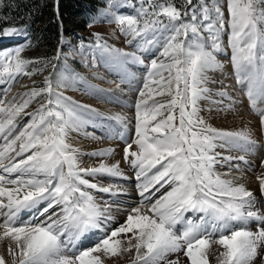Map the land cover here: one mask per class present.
<instances>
[{
	"label": "snow or ice",
	"instance_id": "obj_1",
	"mask_svg": "<svg viewBox=\"0 0 264 264\" xmlns=\"http://www.w3.org/2000/svg\"><path fill=\"white\" fill-rule=\"evenodd\" d=\"M184 4L191 7H177L173 0H107L108 22L129 38L128 43L141 53L156 50L148 64L136 51L111 48L96 35L94 47L102 55L141 65L146 72L134 104L135 139L123 150L124 162L135 170L141 199L118 226L111 227L109 209L98 206L85 189L117 192L84 177H122L119 162L81 168L79 150L67 143L68 133L79 130L81 123L74 102L60 91L73 77L48 76L41 87L7 103L0 99V242L9 241L10 257L0 255V264H105V259L129 253H134L133 264H210L214 245L223 249L215 253L216 264H264V206L257 207L254 193L243 184L215 172L217 163L233 160L216 149L247 153L254 143L251 135L247 130L212 128L199 116L198 102L209 91L206 73L222 67L215 53L222 49L224 13L215 0L211 6L207 0H199L198 6L193 0ZM121 7L133 12L121 13ZM227 12L236 82L244 87L264 128V109L257 107L264 103V0H227ZM21 34L16 27L0 28V39ZM23 51L17 47L0 52L5 98L18 77L43 70L29 71V65L51 63L23 59ZM60 57L58 49L52 60ZM157 96L170 99L156 102ZM33 101L40 107L26 113ZM21 114L29 117L23 126L16 123ZM112 119L123 123L124 118ZM112 151L92 155L104 157ZM238 159L247 164L244 155ZM257 180L264 196V176ZM166 186L168 190L152 202ZM24 211L32 215L21 221ZM253 221L255 231L248 227ZM93 232L92 245L77 249Z\"/></svg>",
	"mask_w": 264,
	"mask_h": 264
},
{
	"label": "rangeland",
	"instance_id": "obj_2",
	"mask_svg": "<svg viewBox=\"0 0 264 264\" xmlns=\"http://www.w3.org/2000/svg\"><path fill=\"white\" fill-rule=\"evenodd\" d=\"M132 2L135 4L138 3V0H132ZM207 2L209 3V6H211L213 0H207ZM215 2L218 3L220 7H224L222 11L226 23L225 28L220 32L221 41L223 35H226L227 37V29L229 30L227 25V18L229 17H227L226 14L227 0H215ZM198 4L199 0H193V5L198 6ZM185 7L190 8L191 6L185 5ZM118 11L128 14L121 8H119ZM132 12L133 10H131L129 14ZM109 15L110 10L107 7L106 1L104 2V6L98 12L89 17L87 30L79 33L76 32L70 33L69 35H63L61 40L63 43L60 44L59 48L61 50V57L57 60L58 62H55V69L51 67L46 72L40 71L30 77L23 75L18 77V82L13 83L10 90L7 91L6 98L4 91L6 85L0 84V99H4L5 103H7L8 101H11L13 97L18 98L21 94L30 91L33 87H41L43 86L44 78L48 76L73 77L69 82V86L61 88L60 91L65 98L74 102L72 106L80 115L81 123L79 130L70 131L68 133L67 143L73 148L79 150L78 160L81 168L87 169L98 167L101 162L110 165L112 160H118L120 170L123 173L122 177H110L106 175L84 177L101 187L111 186L113 191L117 192V195L113 197L108 193L99 192L93 189H85L93 195L98 206L104 208V206L110 205L112 211L117 212L121 207L113 205L114 203L112 201H118L121 199V202L125 203L126 200L131 204V207H135L139 205L141 199L136 188L137 180L135 178V170H133L129 164L124 162L123 150L126 143L135 139L134 104L138 98V90L143 86L146 72L144 67H136L141 65H128V63L119 62L107 55H102L94 47L96 44V35L98 34L102 38L101 42H106L111 48L119 49L123 52L136 51L137 55H140L145 59V64H148L157 53L155 49L146 53L138 52L132 44L128 43L129 38L123 36L114 23L108 22ZM19 29L22 32L21 35L0 39V52L4 50L11 51L17 47H22L24 48V51L21 53L22 58L33 60V53L40 43L39 41L35 42V40L28 35L27 29ZM204 35L206 37L208 34L204 33ZM208 43L210 44L211 42L209 41ZM228 51L227 42V47L223 48V51L221 49L220 52L215 53L216 60L222 65V67L210 70L206 73L207 82L205 86L209 91L204 94L205 98L198 102L199 116L205 121L206 125L225 131L244 130L245 128L250 127L251 122L249 119L252 118L254 120L255 126L248 129V132H251V139L254 142L250 146V150L247 153H244L235 149L228 150L217 148L216 151L219 152L221 156H231L233 157V160L230 163H217L215 165V172L221 174L224 179H229L233 175H242L240 176L241 178L248 177L254 181H258L257 177L261 176L264 172V167H261V162L264 160V128L261 127L259 116L251 109L248 98L244 97L243 94L242 97L239 96L240 94H237L238 90L234 84L236 82V76L231 64V53L229 52L230 62L225 58L223 59L220 55L222 53L224 57H227L226 55H228ZM83 55L86 57L90 56L91 60L93 59L92 63H83L79 59V57ZM225 61H227V63H224ZM33 67L34 65H29L28 70L31 71ZM134 72L136 74H134ZM130 74H134V76ZM137 74L139 79L136 76ZM220 92H224L226 95H218ZM169 99L170 97L168 96H157L156 102L167 101ZM37 101H42V98L38 97ZM37 101H33L25 112H33L39 108L40 103ZM150 103H152V101H150ZM257 107L259 109H264V103L257 104ZM226 112H230L231 118H224V114L227 115ZM114 116L123 117V123L113 120L112 117ZM163 118L164 117H158V119ZM28 119L29 117L26 114H21L16 123L23 126ZM243 119H245V121ZM210 123L216 125L212 126ZM223 125L225 128H223ZM100 133L104 134L105 137L101 139L100 136H98ZM253 133H255L254 136ZM2 142L3 141H0V143ZM105 149H112L113 151L111 155L104 157L92 155V153H98ZM133 150H135V145H133ZM241 155H246L245 160L247 161V164L238 159ZM236 165L243 167L246 175L243 176L242 168L236 167ZM247 168H249V170ZM225 173H227V175H224ZM9 187L11 186L9 185ZM167 190L168 188L166 186L165 188L160 189L159 192H156L155 196L152 198V202ZM256 200L257 207L264 206V196H256ZM121 206L126 207L130 205ZM57 210L58 209H53L52 211ZM127 211L129 212L130 210H126L124 214L126 216L128 214ZM31 215L27 218H23L21 221H26ZM187 215L192 217L191 212L187 213ZM126 216H124V219H126ZM40 219H42V217H40ZM2 220L3 217H0V222H2ZM124 221L114 223L113 228ZM177 227L180 226L178 225ZM248 227L253 231L256 230V227L251 223ZM8 243L9 241L7 239L0 242V247L3 248V250L0 251V255H3L10 260L7 251ZM84 243L86 244L83 245ZM88 246L89 244L86 239L85 242L81 241L77 244V249H82ZM213 249L214 252H210L209 254L210 264H216L215 253L223 250L216 245L213 246ZM133 255L134 253H129L105 259V264H133Z\"/></svg>",
	"mask_w": 264,
	"mask_h": 264
},
{
	"label": "trees",
	"instance_id": "obj_3",
	"mask_svg": "<svg viewBox=\"0 0 264 264\" xmlns=\"http://www.w3.org/2000/svg\"><path fill=\"white\" fill-rule=\"evenodd\" d=\"M107 0H0V28L27 29L35 42L33 60H50L44 72L58 62L52 60L60 48L63 35L87 30L89 17L98 12ZM177 7H185L184 0H173Z\"/></svg>",
	"mask_w": 264,
	"mask_h": 264
},
{
	"label": "bare ground",
	"instance_id": "obj_4",
	"mask_svg": "<svg viewBox=\"0 0 264 264\" xmlns=\"http://www.w3.org/2000/svg\"><path fill=\"white\" fill-rule=\"evenodd\" d=\"M222 9H224V7L222 6L221 7V10ZM226 14H227V12H226ZM227 17H228V14H227ZM226 17V18H227ZM207 37V36H206ZM0 45H1V43H0ZM221 45H222V47L223 48H226L227 47V37H226V35H223L222 36V38H221ZM229 48V47H228ZM226 56H228V55H226ZM79 59L83 62V63H92V60H91V58H90V56H80L79 57ZM229 62V61H228ZM128 65H133V63H130V62H128ZM127 65V66H128ZM137 68H138V66H136ZM139 70V69H138ZM134 74H136L135 72H134ZM137 76V78L139 79V77H138V74L136 75ZM106 85V84H105ZM135 86V85H134ZM243 86L241 85L240 86V90L238 89V92L239 93H241V94H243V90H244V88H242ZM243 89V90H242ZM241 91V92H240ZM248 110V109H247ZM227 113V115H225L224 114V118H227V119H229V118H231V114H230V112H226ZM219 114H221V113H219ZM230 115V116H229ZM248 117V116H247ZM233 118V117H232ZM247 119H249V118H247ZM244 121H245V119H243ZM213 121V120H212ZM227 121V120H226ZM248 121V120H247ZM249 121L251 122V124H250V127H248V128H245L244 130H247V131H249L248 129H251V127L252 126H255V122H254V120L252 119V118H250L249 119ZM222 122V121H221ZM242 123V122H241ZM210 124H212V126L214 125H216V124H214V123H210ZM245 124H247V123H245ZM249 124V123H248ZM228 125V124H227ZM242 125V124H241ZM244 127V126H243ZM223 128H225V126L223 125ZM254 128V127H253ZM252 131V130H251ZM249 133H251V132H249ZM113 134V133H112ZM254 134L255 133H253V136H254ZM95 135V134H94ZM109 137V136H108ZM102 139V138H101ZM253 147V146H252ZM110 148V147H109ZM246 156V155H245ZM258 156V155H257ZM253 157H255V156H253ZM261 157V156H260ZM264 157V156H263ZM120 161V160H119ZM264 161V160H263ZM118 162V160L117 159H115V160H112L111 161V163H110V165H112V164H115V163H117ZM120 163H121V161H120ZM222 165V164H221ZM223 166H225V165H223ZM254 170V169H253ZM252 170V171H253ZM124 171V170H123ZM242 171H243V169H242ZM263 172V171H262ZM242 174V173H241ZM244 175H246L245 173H244V171H243V176ZM240 176H242V175H239V176H237V175H233L232 177H230L229 179L230 180H232L234 183H236V184H243L249 191H252L253 193H254V195H256L258 192H260V188H259V182L258 181H254V180H252V179H250V178H248V177H245V178H241ZM256 176V175H255ZM261 176H264V172L262 173V175ZM113 208H115V207H113ZM131 208L132 207H130V209H128V210H131ZM122 209H125V210H127V208H122ZM146 211V210H145ZM3 250V248L2 247H0V251H2ZM5 257V256H4ZM6 259H8L7 257H5Z\"/></svg>",
	"mask_w": 264,
	"mask_h": 264
}]
</instances>
